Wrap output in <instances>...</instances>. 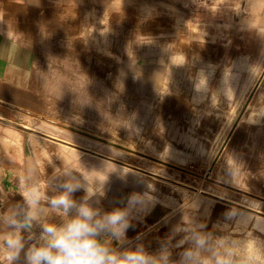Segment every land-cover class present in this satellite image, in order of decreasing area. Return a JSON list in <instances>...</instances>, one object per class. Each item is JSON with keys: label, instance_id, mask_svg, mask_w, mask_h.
Instances as JSON below:
<instances>
[{"label": "rangeland", "instance_id": "1", "mask_svg": "<svg viewBox=\"0 0 264 264\" xmlns=\"http://www.w3.org/2000/svg\"><path fill=\"white\" fill-rule=\"evenodd\" d=\"M257 2L32 1L29 16L7 27L3 146L19 152L23 135L46 185L47 164L64 147L36 130L46 131L79 146L64 156L73 167L107 180L105 210L133 193L152 197L131 222L151 250L184 212L212 228L235 206L259 225L264 32L255 39L264 6ZM201 72L208 88L197 92Z\"/></svg>", "mask_w": 264, "mask_h": 264}, {"label": "clouds", "instance_id": "2", "mask_svg": "<svg viewBox=\"0 0 264 264\" xmlns=\"http://www.w3.org/2000/svg\"><path fill=\"white\" fill-rule=\"evenodd\" d=\"M195 87L207 90L203 72ZM84 168L57 155L46 185L31 163L18 175L19 200L0 207V264H264V221L235 206L212 228L184 212L155 250L142 237L130 240L134 213L153 198L133 193L125 206L105 210L107 180Z\"/></svg>", "mask_w": 264, "mask_h": 264}, {"label": "crops", "instance_id": "3", "mask_svg": "<svg viewBox=\"0 0 264 264\" xmlns=\"http://www.w3.org/2000/svg\"><path fill=\"white\" fill-rule=\"evenodd\" d=\"M32 1L38 0H0V71L7 72L9 59L7 51L13 49L11 46L13 39L7 36V27L12 25L14 17L29 16ZM15 136L16 134L12 132L5 135L7 139L11 137V140L16 138ZM25 144L26 141L22 135L20 150L13 153L5 149L0 139V196H3V200H0V207H6L9 201L19 200L17 177L31 162ZM41 182L44 184L42 179ZM132 227L133 225L128 229L127 236L130 240H135L140 235L141 225Z\"/></svg>", "mask_w": 264, "mask_h": 264}, {"label": "bare ground", "instance_id": "4", "mask_svg": "<svg viewBox=\"0 0 264 264\" xmlns=\"http://www.w3.org/2000/svg\"><path fill=\"white\" fill-rule=\"evenodd\" d=\"M256 6H257V8L259 9H262L263 8V6H264V3H263V0H259V2H257L256 3ZM263 32H264V30L261 32V33H259L258 34V36H257V38L255 39L256 40V42H258V43H260L261 41H262V35L261 34H263ZM149 62V61H148ZM37 132H39V133H42L43 135H45L46 136V138L48 137V138H51V140L53 139V140H55V141H57L58 143H61L62 145H64V147H61V146H59V147H57L56 149H57V151L59 152V154H60V156H65L66 155V152L69 150V148L70 147H79V146H76V145H74L73 143H71L70 141H68V140H66V139H63V138H59V137H56V136H53V135H50L48 132H46V131H42V130H36ZM57 146V145H56ZM55 146V147H56ZM108 158H110V157H108ZM156 175H158V176H161V177H164V176H162V175H160V174H156ZM203 191V190H202ZM205 192V191H204ZM217 197H219V196H217ZM221 198V197H220Z\"/></svg>", "mask_w": 264, "mask_h": 264}]
</instances>
